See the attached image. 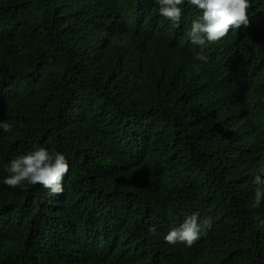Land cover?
<instances>
[{
    "label": "trees",
    "instance_id": "trees-1",
    "mask_svg": "<svg viewBox=\"0 0 264 264\" xmlns=\"http://www.w3.org/2000/svg\"><path fill=\"white\" fill-rule=\"evenodd\" d=\"M250 3L247 28L201 48L187 0L179 26L155 0H0V264H216L218 245L258 249L264 3ZM37 146L67 159L60 195L3 183ZM189 210L212 219L193 247L145 258L125 237L147 213L162 232Z\"/></svg>",
    "mask_w": 264,
    "mask_h": 264
},
{
    "label": "clouds",
    "instance_id": "clouds-1",
    "mask_svg": "<svg viewBox=\"0 0 264 264\" xmlns=\"http://www.w3.org/2000/svg\"><path fill=\"white\" fill-rule=\"evenodd\" d=\"M261 4L264 0H257ZM159 14L166 20H170L173 26H179L182 16V8L185 0H155ZM187 3L199 10V15L192 20L187 35L191 44L203 48L206 44H212L225 38L230 31L247 28L253 16V8L250 0H187ZM86 6V5H85ZM98 11V2L87 6ZM249 9V14L248 10ZM100 13L108 16V21L121 23V17L112 16L107 11ZM129 19L128 16H125ZM123 20V19H122ZM193 60L201 64L208 62V57L196 52ZM0 129L11 131L12 125L0 122ZM69 165L67 159L60 151H50L46 147L37 146L24 154L11 159L5 166L7 175L3 183L9 187H20L24 184H39L48 192L57 196L63 193V180L68 174ZM264 168L254 175L252 184L255 185L254 197L250 208L256 209L264 200ZM187 216L175 220L174 225L161 232L159 214L150 212L140 222L129 224L125 230V237L133 243L143 257H152L158 249V243L168 246L193 247L201 241L202 235H207L212 228V219L203 217L200 211H187ZM161 232V233H160ZM259 240L257 250L251 248H234L224 252L217 246L215 255L216 264H230L232 260L239 264H264V232Z\"/></svg>",
    "mask_w": 264,
    "mask_h": 264
}]
</instances>
